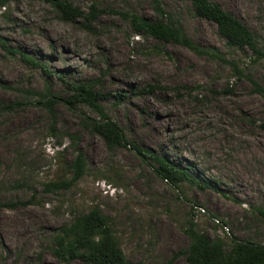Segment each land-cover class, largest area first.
Here are the masks:
<instances>
[{
  "label": "rangeland",
  "instance_id": "rangeland-1",
  "mask_svg": "<svg viewBox=\"0 0 264 264\" xmlns=\"http://www.w3.org/2000/svg\"><path fill=\"white\" fill-rule=\"evenodd\" d=\"M68 1L87 14L105 12L66 21L47 0L0 5V37L53 71L0 43V105H14L0 109V213L28 221L29 233L0 241V264H61L52 249L55 235L95 207L109 218L128 264H187L181 251L189 245L183 227L190 221L221 240L227 253L235 239L264 244V94L248 79L264 87V57L228 48L216 24L189 2L162 0L193 41L236 62L242 76L228 64L137 33L129 15L154 19L151 0ZM212 1L255 34L264 54V0ZM56 72L72 82L97 80L102 106L126 133L125 146L109 150L84 128L82 113L98 117L88 107L72 110L60 100L53 116L39 103L48 89L71 95ZM74 147L86 157L85 175L70 189L49 192L48 183L72 179ZM137 148L191 168L209 187L161 178Z\"/></svg>",
  "mask_w": 264,
  "mask_h": 264
},
{
  "label": "trees",
  "instance_id": "trees-1",
  "mask_svg": "<svg viewBox=\"0 0 264 264\" xmlns=\"http://www.w3.org/2000/svg\"><path fill=\"white\" fill-rule=\"evenodd\" d=\"M12 1L14 0H0V5L6 7ZM47 1L61 13L62 18L66 21H72L77 17L95 20L105 12V10H99L87 14L80 8L74 7L68 0ZM180 1L191 3L199 17L216 24L220 35L226 40L228 48L248 49L255 55L256 60L264 57L263 48L260 46L255 34L234 13L225 10L219 3L212 0ZM151 3L155 13L154 19L144 17L138 13L129 15L131 24L137 33L185 47L196 55L223 62L230 65L239 76L243 75L239 65L229 60L220 51L193 41L183 27L173 21L162 0H151ZM0 43L8 52L19 54L28 64L42 68L47 74H53V71L46 64L38 62L22 50L8 46L2 37H0ZM54 74L71 91V95L67 98L53 96L48 89L46 92L39 93L40 97L43 98V101L39 103L47 107L53 116H55L54 107L60 100L65 102V105L72 110H75L79 105L88 107L98 117L93 118L82 113L80 118L84 128L99 135L109 150H113L118 146H125L127 143L126 133L102 106L101 100L105 98V95L96 90L95 83L97 80L72 82L66 79L64 72ZM248 79L257 93L264 94V87L257 80L251 77H248ZM3 87L6 89L11 88L7 84H3ZM11 107H14V105H0L1 110L3 108L10 109ZM71 138L75 141L78 134H72ZM74 150L75 156L70 164L73 174L72 179L48 183L46 188L49 192L70 189L85 175L88 165L86 157L81 149L74 147ZM137 151L150 158L155 165V172L174 185L189 181L200 185L202 188L209 187L193 177L191 168L176 164L169 158L149 150L137 148ZM183 231L189 239L188 248L181 251L187 257V264H264V244L235 239L230 252L227 253L221 240H212L198 228L194 221H190L185 225ZM52 249L61 264H72L75 260H80L85 264H128L109 218L99 207L93 208L87 214L76 216L69 225L61 228L55 235V245Z\"/></svg>",
  "mask_w": 264,
  "mask_h": 264
},
{
  "label": "bare ground",
  "instance_id": "bare-ground-1",
  "mask_svg": "<svg viewBox=\"0 0 264 264\" xmlns=\"http://www.w3.org/2000/svg\"><path fill=\"white\" fill-rule=\"evenodd\" d=\"M27 219V218H26ZM28 221L17 219L13 215L0 213V241L4 243L28 238Z\"/></svg>",
  "mask_w": 264,
  "mask_h": 264
}]
</instances>
